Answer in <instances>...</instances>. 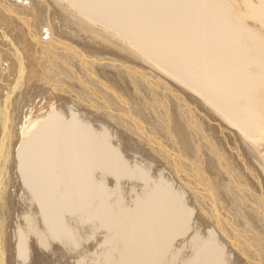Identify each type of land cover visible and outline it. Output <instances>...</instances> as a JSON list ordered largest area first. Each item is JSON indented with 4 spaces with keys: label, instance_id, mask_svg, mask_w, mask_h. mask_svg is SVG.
<instances>
[{
    "label": "bare ground",
    "instance_id": "6f19581e",
    "mask_svg": "<svg viewBox=\"0 0 264 264\" xmlns=\"http://www.w3.org/2000/svg\"><path fill=\"white\" fill-rule=\"evenodd\" d=\"M0 264H264V0H0Z\"/></svg>",
    "mask_w": 264,
    "mask_h": 264
},
{
    "label": "rangeland",
    "instance_id": "374dc122",
    "mask_svg": "<svg viewBox=\"0 0 264 264\" xmlns=\"http://www.w3.org/2000/svg\"><path fill=\"white\" fill-rule=\"evenodd\" d=\"M120 76H122V77H126V75H120ZM165 82H167L166 80H165ZM170 82V81H169ZM184 102H186V104H190L191 105V107H193V108H195L196 109V111H197V113H198V111L200 110V108L198 109V108H196V105H194V103H192V102H190V101H184ZM192 103V104H191ZM199 115V114H198Z\"/></svg>",
    "mask_w": 264,
    "mask_h": 264
}]
</instances>
